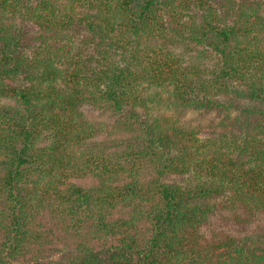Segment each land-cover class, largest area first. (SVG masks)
Masks as SVG:
<instances>
[{
	"label": "trees",
	"instance_id": "trees-1",
	"mask_svg": "<svg viewBox=\"0 0 264 264\" xmlns=\"http://www.w3.org/2000/svg\"><path fill=\"white\" fill-rule=\"evenodd\" d=\"M0 264H264V0H0Z\"/></svg>",
	"mask_w": 264,
	"mask_h": 264
},
{
	"label": "rangeland",
	"instance_id": "rangeland-1",
	"mask_svg": "<svg viewBox=\"0 0 264 264\" xmlns=\"http://www.w3.org/2000/svg\"><path fill=\"white\" fill-rule=\"evenodd\" d=\"M91 114H94L93 115V117H95L96 116V112H90V114L89 113H85V115L87 116V117H90L91 116ZM188 119H190L192 122H200V123H204V119H203V117H201V116H198L196 113H187L186 115H185ZM76 183H78V184H82V185H90L91 184V181L88 179V180H81V181H79V182H76ZM253 227V226H252ZM253 228H255V227H253Z\"/></svg>",
	"mask_w": 264,
	"mask_h": 264
}]
</instances>
